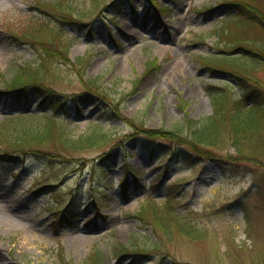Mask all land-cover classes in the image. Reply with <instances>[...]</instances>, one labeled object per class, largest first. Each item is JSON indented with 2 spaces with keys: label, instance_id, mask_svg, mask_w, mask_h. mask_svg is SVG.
<instances>
[{
  "label": "rangeland",
  "instance_id": "374dc122",
  "mask_svg": "<svg viewBox=\"0 0 264 264\" xmlns=\"http://www.w3.org/2000/svg\"><path fill=\"white\" fill-rule=\"evenodd\" d=\"M41 1L59 2L0 0V88L19 64L38 63L42 50L17 39L13 31L20 33L41 20L63 26L73 40L69 58L86 56L88 67L81 78L77 69L56 63L61 76L49 82L67 99L65 118L75 135L99 121L108 137L54 159L30 156L20 177L0 181V264H61L62 246L74 264L85 262L96 247L107 255L104 264H264V189L258 190L254 175L264 171L262 164L240 161L248 169L245 175L225 172L213 159L183 168L171 156L176 142L157 138L150 148L129 136L134 120L170 129L212 113L207 84L222 85L230 78L206 69L201 57L221 53L216 47L224 46L222 40L237 48L230 34L221 43L213 35L231 25L234 12L225 0H154L156 5L150 0H61L54 9L59 20L40 9ZM247 2L264 10V0ZM262 31L255 24L236 39L252 40ZM96 76L109 94L88 88L84 79ZM258 76L264 78V70ZM233 89L241 93V88ZM40 101L34 92L27 101L0 93V120L19 111H49V104ZM118 109L131 120L118 117ZM225 147L209 148L222 156L234 153L229 143ZM109 152L112 157L103 170L99 162ZM123 163L143 170L138 183L129 180L126 194L121 188ZM165 167L168 173L158 176ZM169 194L183 197L172 204L204 229L202 237L174 231L158 238L138 217L148 195L163 205ZM239 194L245 210H219ZM49 204L67 208L69 219H56ZM120 243L149 251L119 259L115 247Z\"/></svg>",
  "mask_w": 264,
  "mask_h": 264
},
{
  "label": "trees",
  "instance_id": "16d2710c",
  "mask_svg": "<svg viewBox=\"0 0 264 264\" xmlns=\"http://www.w3.org/2000/svg\"><path fill=\"white\" fill-rule=\"evenodd\" d=\"M150 1L153 5L157 3L154 0ZM247 1L225 0L224 5L234 12V15L230 17L231 25L229 28L215 30L213 33L218 38V43H221V38L230 34L232 38L234 37L233 41H230L232 47L237 46V48L232 49L228 45L225 46L224 40H222L224 46L217 45L216 47L221 53L201 57L206 69L230 78L222 85L207 84V93L213 105L212 113L198 120L187 118L186 123H178L170 129L165 127L149 128L133 119L134 132L129 135L131 138H135L138 143H143L150 148L152 141L157 138H167L176 142L175 144L178 146L171 156H177V163L182 164L183 168L210 159H213L223 171L235 175H245L248 172V169L241 166L240 161H253L262 164L264 168V78L258 76V73L264 70V10L259 6L249 5ZM41 2H38V5L42 11L60 19L54 9L58 7V3L63 1L59 0L58 3L54 1ZM61 21L63 22V20ZM255 24L262 27L263 31L254 39L241 38L238 39L240 42L236 39L244 35V32ZM13 34L17 39L30 42L36 48L41 45L42 50L39 52L38 63L27 62L17 66L10 78L5 80V86L0 88V93H15L18 99L27 101L30 99L31 92H34L40 97L42 105L49 104L50 110L19 111L0 120V181L8 182L20 177L30 156L54 159L56 156H62L64 152L92 148L108 137L107 132L101 128L104 125L99 121L96 122L92 130L75 135L68 127L65 118L69 114L67 99L64 95L59 94L58 90L50 83L52 79L61 76L59 69L56 68V63L66 64L77 69L81 78H84L90 59L83 55L74 60L69 58V48L73 40L65 36L63 26H51L49 21L41 20L37 23L30 22L22 32L13 31ZM249 41L250 43H247ZM231 79L237 82L236 85ZM84 80L89 89H97L101 93L109 94L107 90H103L99 77ZM234 86L241 88L240 94L234 91ZM74 103L75 108L79 109L77 98L74 99ZM117 115L121 119L127 120L120 109H118ZM130 120L128 118L127 121ZM226 143H229V147L233 148L234 153L222 156L216 152L213 153L214 151L209 148H224ZM159 155H161V151ZM163 156L161 155V157ZM111 157V152L106 153L103 156L104 159L99 162L101 168H104L103 170H106V164L111 160ZM84 166L85 163L81 164L80 168ZM122 166L121 188L126 194L129 189V180L133 178L138 183V175L143 170L135 168L129 163H123ZM167 173L168 167H165L164 172L159 173L158 176L164 177ZM254 175L258 190L264 189V171L260 173L254 171ZM32 184L34 188L38 187L36 182H32ZM50 186L52 185H42L35 192H40L42 188ZM136 186L141 187L140 184H136ZM241 196L242 194H239L231 201L222 204L219 210H233L236 206L245 210L246 206ZM75 197L73 196L71 203ZM182 198L169 194L166 202L159 205L148 195L147 203L141 207L137 215L154 228L158 238L174 231L193 237H202L205 234L204 229L194 220L186 217L185 213L176 211L175 205L172 204ZM91 202L95 204L97 201L92 199ZM49 206L55 209L54 214L59 221L69 219L67 208L57 209L53 205L49 204ZM99 210L100 206L98 212ZM154 248L158 251L157 244ZM148 251L143 248L132 249L123 243L115 247V254L119 259L127 253L145 254L144 252ZM59 252L61 264H74L65 258L63 246ZM106 258V253L96 247L85 262L78 264H104Z\"/></svg>",
  "mask_w": 264,
  "mask_h": 264
}]
</instances>
